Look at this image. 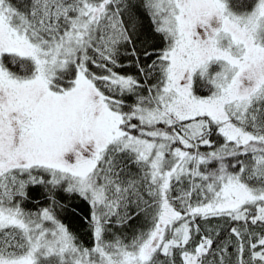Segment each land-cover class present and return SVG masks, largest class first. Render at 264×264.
<instances>
[{
    "label": "snow or ice",
    "instance_id": "obj_1",
    "mask_svg": "<svg viewBox=\"0 0 264 264\" xmlns=\"http://www.w3.org/2000/svg\"><path fill=\"white\" fill-rule=\"evenodd\" d=\"M0 264H264V0H0Z\"/></svg>",
    "mask_w": 264,
    "mask_h": 264
}]
</instances>
